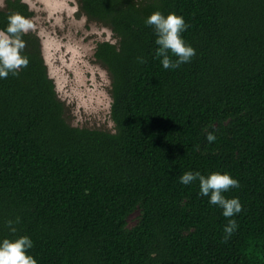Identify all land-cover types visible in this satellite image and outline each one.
<instances>
[{
	"label": "trees",
	"instance_id": "obj_1",
	"mask_svg": "<svg viewBox=\"0 0 264 264\" xmlns=\"http://www.w3.org/2000/svg\"><path fill=\"white\" fill-rule=\"evenodd\" d=\"M79 9L117 40L94 53L111 76L113 130L65 120L41 41L25 34L27 67L0 79V240L29 236L38 264H264V0H79ZM155 11L189 25L181 35L196 55L178 69L155 58L144 23ZM16 13L33 15L6 0L0 29ZM187 171L229 173L239 187L224 195L242 211L225 218L198 180L179 182ZM17 218L12 233L6 221ZM229 219L237 228L225 239Z\"/></svg>",
	"mask_w": 264,
	"mask_h": 264
},
{
	"label": "rangeland",
	"instance_id": "obj_2",
	"mask_svg": "<svg viewBox=\"0 0 264 264\" xmlns=\"http://www.w3.org/2000/svg\"><path fill=\"white\" fill-rule=\"evenodd\" d=\"M6 0H0V10ZM32 12L30 18L41 41L42 55L56 94L65 105V120L77 128L113 130L111 76L94 57L98 44H115L113 33L89 20L79 9V0H21ZM139 212L127 220L134 227Z\"/></svg>",
	"mask_w": 264,
	"mask_h": 264
},
{
	"label": "clouds",
	"instance_id": "obj_3",
	"mask_svg": "<svg viewBox=\"0 0 264 264\" xmlns=\"http://www.w3.org/2000/svg\"><path fill=\"white\" fill-rule=\"evenodd\" d=\"M144 23L154 29L157 45L155 58L159 59L164 69H178L182 64L189 63L196 55L195 49L187 44L181 35L189 27L183 16L175 13L165 16L160 11H155L145 19ZM33 29L32 20L19 13L9 16L6 28L0 29V79L7 78L10 73L17 76L22 67H27L28 57L21 54L26 47L22 37ZM138 61L144 63L142 57H138ZM215 139L214 134H208L209 143ZM197 180L198 194L201 197H208L209 204L220 207L225 218L233 217L242 211L239 198L227 199L224 195L230 189L239 187V181L229 173L212 172L205 176L200 172L187 171L179 177V182L183 185H189ZM17 223L19 218L15 221H6L12 233L16 232L14 224ZM236 228L235 220L229 219L224 228L225 239L231 236ZM33 246L34 242L27 235L14 240L9 238L0 240V264H38L35 257L28 254Z\"/></svg>",
	"mask_w": 264,
	"mask_h": 264
}]
</instances>
